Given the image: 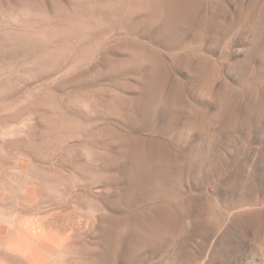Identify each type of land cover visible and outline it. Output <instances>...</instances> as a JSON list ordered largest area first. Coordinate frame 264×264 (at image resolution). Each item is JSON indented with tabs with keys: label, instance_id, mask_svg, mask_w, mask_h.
<instances>
[{
	"label": "rangeland",
	"instance_id": "obj_1",
	"mask_svg": "<svg viewBox=\"0 0 264 264\" xmlns=\"http://www.w3.org/2000/svg\"><path fill=\"white\" fill-rule=\"evenodd\" d=\"M0 264H264V0H0Z\"/></svg>",
	"mask_w": 264,
	"mask_h": 264
}]
</instances>
